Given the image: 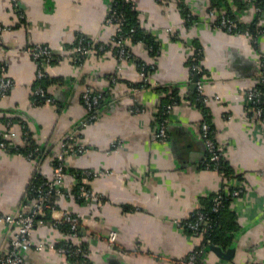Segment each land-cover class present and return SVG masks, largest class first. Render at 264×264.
I'll return each instance as SVG.
<instances>
[{"label":"crops","instance_id":"crops-1","mask_svg":"<svg viewBox=\"0 0 264 264\" xmlns=\"http://www.w3.org/2000/svg\"><path fill=\"white\" fill-rule=\"evenodd\" d=\"M112 0H0V64L14 80L0 98V132L10 124L16 141L22 140V119L45 150L60 149L68 133L78 129L83 152L68 153L71 170L91 169L83 174L92 196L78 200L72 172L65 178L69 195L59 200L63 210L79 215L80 241L90 247L88 264H178L203 242V233L182 229L203 197L219 191L226 182L243 187L230 210L236 228L230 232L234 245L229 258L208 249L201 264H264V125L249 112L246 91L258 82L264 54V34L259 47L250 35L215 25L214 0H134L136 21L145 36L154 38L158 52L145 40L127 39L134 56L119 60L114 53L113 25L106 22ZM232 9L242 22H251L256 6L244 0ZM183 3L194 16L190 22ZM216 14L212 15L211 11ZM227 10V9H226ZM22 14V15H21ZM23 17V18H22ZM103 42L108 49L92 50L82 63L74 60V43L80 35ZM49 44L58 59L41 63L26 47ZM203 49L204 94L216 140L232 177L203 168L206 146L200 125L203 108L193 102L190 60L196 47ZM138 60L150 64L146 76ZM47 73L46 90L54 101L33 102L37 69ZM115 77V79H114ZM147 82V84H145ZM105 93L96 118L84 126L87 115L82 93L85 88ZM180 97L167 115L168 137L156 135L160 110L168 94ZM4 122V118L8 117ZM47 151V152H48ZM52 177V155L41 162L0 145V211L13 213L28 203V187L35 170ZM78 182V181H77ZM13 227L0 221V255L10 245ZM117 231L114 245L109 234ZM67 234L50 222L37 224L32 247L23 255L27 264H72L71 258L51 248ZM46 244L37 249L35 244Z\"/></svg>","mask_w":264,"mask_h":264},{"label":"built area","instance_id":"built-area-1","mask_svg":"<svg viewBox=\"0 0 264 264\" xmlns=\"http://www.w3.org/2000/svg\"><path fill=\"white\" fill-rule=\"evenodd\" d=\"M11 2L15 6L19 5V0H11ZM132 7L135 8L136 4L132 3ZM211 14L215 15L216 11L212 10ZM105 20L107 23L113 25L115 29L113 34V36L115 35V37H113V42L119 47L116 54L117 58L119 60H124L131 57V50L127 48V39H133V32L135 28L131 27L128 31H125L124 23L126 17L121 10L114 6L110 7ZM215 25L227 31H234L238 27V19L222 13V16H220L219 21L216 22ZM3 28L4 27H0V30ZM244 33L250 35V37L253 36L249 30H245ZM255 39L257 40L258 37L255 36ZM25 50L33 59L41 63L50 62L55 57L53 48L44 42H37L35 44L28 45ZM92 50H94V42L80 37L78 44L74 47V60L77 63H82ZM193 69L197 72L195 75L197 79L194 81L197 91L196 98L203 103H207L209 97L204 94L205 80L198 76L199 72L201 71L200 62L195 63ZM140 70L142 71V74L146 76L147 72L145 71L144 65L141 66ZM46 75L47 73L45 69L42 66H39L37 69V78L40 79ZM258 82L264 83V59L261 62V73L258 78ZM13 84L14 80L7 75L6 64L1 63L0 98H3L8 94ZM35 94H37L39 97L37 98L38 102L33 100L35 104H41L46 101H54L53 97L47 96V90L43 86H38L35 89ZM246 97L248 103L251 104L253 116L264 125V109L262 106V102L264 101V89L258 86L256 83L246 91ZM82 99L87 109V115L79 122V126H84L96 118L97 111L106 97L103 92L87 87L82 93ZM174 104L175 103L167 104L165 107L166 109H164V113H170ZM10 124L11 121H8L7 126L9 127L0 132V145L5 148L16 145L15 131L11 129L12 124ZM200 129L201 137L206 146L209 159L211 161H217L221 156V149L215 140L211 124L206 119H203ZM77 131L78 129L68 133L67 136L60 142V150L57 153V162L53 167L52 177L46 176V180L43 179L32 183V186L27 193L28 203L25 204L26 207L21 208L13 213H4L0 211V221L5 222L13 227L9 248L6 252L0 255V264H27L23 252L33 245V241L31 239L33 228L37 224L46 223L44 217L46 216L48 209L52 210V219L50 222L52 225L59 227L60 224H65L67 226V230L65 231L67 234L66 238L60 243H53L49 246L56 249L57 252L71 258L72 264L89 263V253L91 247L87 243L79 240L81 231V221L79 215L70 210H63L60 216L54 214V212L59 209V207L56 205L57 199H54V197L58 195V198L61 199L68 195L63 188L65 184V178L68 175L65 169L66 156L68 153L83 152L86 148L84 144L77 142ZM156 135L161 140H165L168 137L167 116L160 118ZM38 151L39 148L36 147L33 151L29 152L27 157L30 158L35 156L34 154ZM31 159H36V157ZM204 160L205 159H203V161ZM209 165L210 162L207 161L206 168H209ZM83 174L94 176L97 175L98 172L91 169H84ZM242 191L243 187L238 185V187L233 190V196L236 197L240 195ZM92 194L93 192L89 187H86L85 185L80 186L78 194L80 197H89L92 196ZM222 205L223 197L221 194H219L214 198V205L212 208L213 210H218ZM202 208H204V206L199 204V206L188 218L179 222L182 229H190L192 231L198 232L210 225L208 213ZM116 238L117 231L112 230L108 238L109 243L114 245ZM205 244L206 243H202L193 249L188 255L179 258L177 263L197 264L200 260H202L206 252ZM35 247L37 249H43L46 247V244L40 242L35 244Z\"/></svg>","mask_w":264,"mask_h":264},{"label":"trees","instance_id":"trees-1","mask_svg":"<svg viewBox=\"0 0 264 264\" xmlns=\"http://www.w3.org/2000/svg\"><path fill=\"white\" fill-rule=\"evenodd\" d=\"M254 5L256 6V15L254 17V19L251 22H242L240 19L238 20V27L237 29H235L234 31L231 32H236V33H240V32H245V30H249V32H251L253 34V36L251 37L252 42L256 45V47H259V40L260 37L264 34V0H251ZM232 2L235 3V6L238 10H241L243 8V5H247L245 4L244 0H232ZM132 3H135L134 0L131 1H125V0H112L111 1V6H114L116 8H118L119 10H121L125 17V23H124V29L125 31H128L131 27H134L135 30L133 32V40H145L147 41V45L150 48V51L152 52H158L159 50V45L157 43V41L154 38H149L148 36H145V34H143V32L141 31V28L139 26V23H137L136 21V17L135 14L137 13V7H132ZM223 6L226 7V9L222 8ZM232 3L229 0H214L213 1V5L210 8L216 9V10H220V9H224L225 10V15H229L232 17L237 18L236 14H235V10L232 9ZM183 14L185 15V17H187L188 21H192L194 19V16L191 14V12L188 10V8L186 7V5L183 3V9H182ZM219 15H217V17L215 18L214 22H218L220 16H222V14L218 13ZM22 15V14H21ZM23 18V17H22ZM238 19V18H237ZM255 36L258 37V39H255ZM80 37H83L85 40H91L94 42V50H96L97 52H102L108 49V46L100 41H97L91 37H88L86 35L80 34L77 38L76 41L74 43V46H76L78 44V40ZM112 36V40H113ZM114 53L115 55L118 52V45L114 44ZM127 48H129V46L127 45ZM130 49V48H129ZM195 55L194 57L190 60V70H191V77L194 78L195 75L197 74V72L193 69V66L195 63L200 62L202 56H203V49L199 46L196 47L195 49ZM201 51V52H200ZM55 53V52H54ZM134 56V54L131 51V57ZM58 59V56L55 54V57L50 61L51 63L54 62L55 60ZM262 59H264V54L262 55ZM138 64H139V68L141 69V66L144 65L145 66V71L148 72L151 68H153L150 64L145 63L142 60H138ZM201 64V62H200ZM198 76L204 79V67L201 64V71L199 72ZM47 75L42 77V78H38L37 80V85L35 87V89L38 86H43L45 88L46 87V83H47ZM205 80V79H204ZM145 84H147V82H145ZM258 86L262 87L264 89V83L261 82H257ZM105 95V93H104ZM47 96H51L53 97V95H51L48 91H47ZM197 96V91L196 88L194 90V92H192L191 94V98H193V102H195L196 104H198L200 107L203 108V113H204V119H206L210 124H211V128L213 130V135L215 137L216 140V133H215V129H214V125L211 123L210 117H209V110H207V107L205 106L206 103L201 102L200 100H197L196 98ZM37 98H39L37 96V94L33 93V100L37 101ZM180 100V97L177 95L176 92H171L170 94H168V97L166 99V101L162 104L161 110H160V117H164L167 116L169 113L167 112L166 114L164 113V109H166V105L169 103H178ZM262 106L264 109V101L262 102ZM249 112L253 114V110L251 109V104L248 103V107ZM8 117L4 118V122L7 121ZM11 119H8L9 121H11V123L14 121L13 116H10ZM19 123H21L22 126V140L21 141H16V145L14 146H8V149H11L14 152H17L19 154L28 156L30 151H33L36 147L39 148V151L37 153H35V156H32L30 158H35L36 160H38V162H41L42 159L46 156V154H51L52 155V167H54V165L57 162V153L58 151L53 152L52 150L50 151H46L45 148L41 147L39 143H37V141L35 140L34 136L32 135V131L30 129V127L26 124V122L22 119H18ZM217 142V140H216ZM218 144V142H217ZM219 145V144H218ZM208 152L206 150V155L203 159H205L204 161L202 160L201 162V166L203 168H206V162L209 161L210 165L209 168L210 169H216L217 171L221 172L225 178H233V174L230 170V168L227 166L226 163V159L223 155V152L221 150V156L217 161H211L208 157ZM65 169L67 171V173L72 172L73 175H75V177L77 178L76 183L77 186L73 189H71V192H74L75 197L78 200H83L87 197H80L79 194V189L81 185H85L86 187H88V185L83 181V169H69L67 166V163L65 165ZM46 176L41 172L40 168L35 170V173L33 175V178L29 184L28 190H30L32 183L33 182H38L40 180L45 179L46 180ZM230 180V179H229ZM78 181V182H77ZM238 187L237 185L234 184H230L229 182H226V185H224L219 191L217 192H213L211 193L209 196L203 197L202 201H201V205L204 206V211H206L208 213V216L210 218V225L208 227H206L205 229H201V231L198 232H202L203 233V242L202 243H206L205 244V248L206 251L208 250V246L210 244H215V245H220L222 247H226L227 245H229L231 243V241L233 240V234L230 233L232 232L235 228H236V223L235 221L231 218L233 217V215L231 214V210H230V204L232 202V200L234 199L233 196V190ZM64 190L67 192V194L69 195V190L64 186L63 187ZM221 194L223 197V205L218 209V210H213V205H214V198ZM67 195V196H68ZM54 199H57V207H59V200L60 198H58V195H56L54 197ZM231 217H230V216ZM46 222H51L52 219V210L48 209L47 210V214L44 217ZM60 229L66 231L67 230V226L65 224H60L59 225ZM187 231H192L190 229H185ZM202 260H200L197 264H201Z\"/></svg>","mask_w":264,"mask_h":264},{"label":"water","instance_id":"water-1","mask_svg":"<svg viewBox=\"0 0 264 264\" xmlns=\"http://www.w3.org/2000/svg\"><path fill=\"white\" fill-rule=\"evenodd\" d=\"M197 79V77H194L192 82H193V86H195L194 81ZM208 249H212L215 250L220 256L224 257V258H229L231 257L233 251H234V245H231L227 250H224L220 245H215V244H210L208 246Z\"/></svg>","mask_w":264,"mask_h":264}]
</instances>
